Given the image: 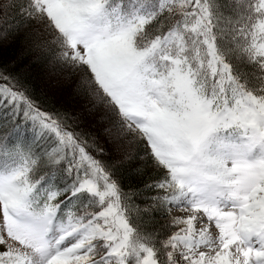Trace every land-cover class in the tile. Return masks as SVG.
<instances>
[{
	"label": "snow or ice",
	"instance_id": "snow-or-ice-1",
	"mask_svg": "<svg viewBox=\"0 0 264 264\" xmlns=\"http://www.w3.org/2000/svg\"><path fill=\"white\" fill-rule=\"evenodd\" d=\"M0 264H264V0H0Z\"/></svg>",
	"mask_w": 264,
	"mask_h": 264
}]
</instances>
